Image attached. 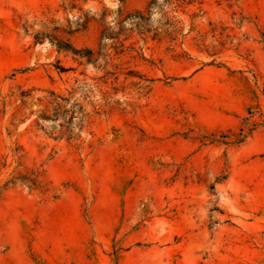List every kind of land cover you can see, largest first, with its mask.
<instances>
[{
    "label": "rangeland",
    "instance_id": "obj_1",
    "mask_svg": "<svg viewBox=\"0 0 264 264\" xmlns=\"http://www.w3.org/2000/svg\"><path fill=\"white\" fill-rule=\"evenodd\" d=\"M149 2L0 0V264H264V0Z\"/></svg>",
    "mask_w": 264,
    "mask_h": 264
},
{
    "label": "trees",
    "instance_id": "obj_2",
    "mask_svg": "<svg viewBox=\"0 0 264 264\" xmlns=\"http://www.w3.org/2000/svg\"><path fill=\"white\" fill-rule=\"evenodd\" d=\"M179 2H183V0H163V3L166 5L169 4H173L176 3L178 4ZM160 9L161 6L157 5V0H150L148 6H147V11L150 14L152 10L154 9ZM135 19L137 18L138 21H133L134 22V26L137 29H141L144 32H148V29H145V23L146 19H144L143 17H141L140 15H128L124 21H128L130 19ZM107 35L105 34V32H102L101 35V39L105 38ZM17 179H19L22 184H26L28 185V187H38L39 186V182L37 181V176L34 174V172H30L28 175H20Z\"/></svg>",
    "mask_w": 264,
    "mask_h": 264
}]
</instances>
